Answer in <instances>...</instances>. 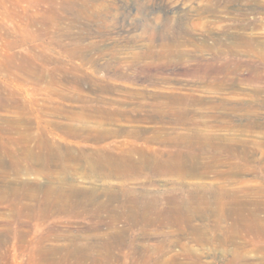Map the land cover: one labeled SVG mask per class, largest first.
<instances>
[{
    "label": "rangeland",
    "instance_id": "obj_1",
    "mask_svg": "<svg viewBox=\"0 0 264 264\" xmlns=\"http://www.w3.org/2000/svg\"><path fill=\"white\" fill-rule=\"evenodd\" d=\"M174 105L199 128L255 140L218 154L242 166L238 199L264 223V0H0V264H264V232L228 239L239 231L235 217L112 226L110 211L96 207L102 188L120 186L166 210L175 175L89 177L87 158L102 149L117 155L134 139L145 145L142 136L158 126L173 136L172 119L148 117H172ZM95 129L115 133L94 141ZM136 129L141 136L129 135ZM211 169L190 179L238 186ZM70 182L93 189L96 203L68 197Z\"/></svg>",
    "mask_w": 264,
    "mask_h": 264
},
{
    "label": "bare ground",
    "instance_id": "obj_2",
    "mask_svg": "<svg viewBox=\"0 0 264 264\" xmlns=\"http://www.w3.org/2000/svg\"><path fill=\"white\" fill-rule=\"evenodd\" d=\"M171 101L172 103H184L183 99H179V97L175 96L171 97ZM171 111L172 117H168L167 115L165 116V114L160 111L159 113H157V117L150 116L148 118L152 121L156 119L158 121H160L161 119L165 120L166 117L172 119L175 125H179V127L174 128L177 129V132H175L173 136H165L164 134H160V132L158 131H162V128L158 126L156 128L157 132L155 131L156 133H153L152 135L142 136V144L145 145L136 143V140L134 139L133 141H131L133 142V144L127 146L128 148L131 146L130 149L121 153H117V155L111 154L110 152L105 151V149H102V151H98L99 153L94 157H91L89 159L87 158L89 163V172L86 173V175L89 177L92 175V177L95 176L97 178H129L138 177L143 174L149 176L153 173L175 175L176 179L173 184H176L178 189L172 190V192L170 191L171 193H174L173 195L169 193L171 196H169V194L167 193L169 191L166 192L168 196L161 195V197L163 196L162 198L164 199V203L166 201L169 206L165 211H162L164 209V206H162L163 209L160 206L157 207L156 200L158 199H155L154 197L150 198L146 196L142 198L140 196H137L136 194H132L129 189L120 186H111L108 188H102V192L104 193V195H106V199L97 203L96 207L98 208V210L110 211L111 215L109 217V224L112 226H115L121 219L126 220L127 225L160 226V219H163L164 215V217L168 216L171 218L168 223L169 226L170 224H179V226H182L184 223H187V221H192V215H197L198 213L202 216H214L216 217L217 222H219L223 218L235 217L237 219L235 221L236 223L234 227L238 225L237 227H239V229L237 230L239 231L230 232V234L228 233V239H234L238 236L244 237L245 235L251 234L253 232L255 233V237L257 238L260 233L264 232V223H261V220L256 218V213L250 211H248L250 212L249 214L245 213V211L247 210L246 206L238 199L239 192L244 190L245 182L243 178L236 179L234 178V176L238 174V172H240V170H242L243 168L241 165H239V162L234 161L233 159L226 160L224 158L225 161L223 162L221 156H219L218 154L220 153L218 151L219 148H221V150L222 148H226V150L231 153L242 147L251 146V144H254L255 140L248 139L249 137L239 138L236 136H231L229 135V133L221 134L217 132L219 130V127L215 128L214 125H206L203 128H199L198 124L202 122L193 118L189 119L187 115L190 114L191 111L184 106L175 107L174 105ZM247 124L252 123L248 122ZM178 128H181L182 131H179L180 129L178 130ZM112 133L115 132L108 129H97L89 136L92 137L94 141H101L102 138H104L107 134ZM141 133L142 130L136 129L131 131L129 135L141 136ZM155 143L157 144L154 145ZM261 144L264 145V140H261ZM159 145H165L167 151L169 150V148H172V151H175L163 155V148H161ZM102 147H104V145H102ZM201 150H203V152L206 151V153L209 152L211 155L206 157ZM198 151L201 152L198 153ZM48 155L49 157L45 156V158L43 159V163H47L49 161V158L52 157L51 151L48 153ZM221 163L228 164L229 169H217L216 167ZM214 167L215 169L213 170V173L215 176L224 177V180L226 181H235L238 183V186L228 187L224 184L205 185L200 182L198 183V181L196 182L191 180L192 178H195L197 176L208 175L210 171H212L211 168ZM186 178L188 179L186 180ZM61 182L64 183V181ZM73 185L74 184L70 182L63 189V192L68 197L83 195L88 198L90 202L96 203L97 195L94 194L93 189L77 188ZM26 188L27 189L25 190V194L28 197H32L33 193L31 189L28 187ZM47 189H50L52 192H56L59 190L57 187H50ZM12 193H16V191ZM6 197V191L1 188L0 203L4 201ZM211 198H213L214 200L210 201ZM111 200L118 201V204L111 205ZM248 216L250 218H248ZM99 218L102 221L103 218L101 216ZM185 218L187 220H185ZM191 223H193V221ZM191 223L189 222L188 224ZM212 223L214 224V222ZM195 225L199 224L197 223ZM184 227L188 226L186 225ZM190 227L192 226L190 225L188 227L189 230ZM198 228L192 229L193 232L198 231V233H195L196 240L210 241V237L208 236V234L204 232L200 233L201 229L199 228V230ZM169 236L171 235L166 234L163 238V241L167 239V242H173L174 240H170L171 238H169Z\"/></svg>",
    "mask_w": 264,
    "mask_h": 264
}]
</instances>
